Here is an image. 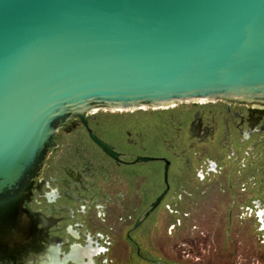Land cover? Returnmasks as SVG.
<instances>
[{"label":"water","instance_id":"1","mask_svg":"<svg viewBox=\"0 0 264 264\" xmlns=\"http://www.w3.org/2000/svg\"><path fill=\"white\" fill-rule=\"evenodd\" d=\"M213 100L264 105V0H0V232L71 118Z\"/></svg>","mask_w":264,"mask_h":264},{"label":"flooded vegetation","instance_id":"2","mask_svg":"<svg viewBox=\"0 0 264 264\" xmlns=\"http://www.w3.org/2000/svg\"><path fill=\"white\" fill-rule=\"evenodd\" d=\"M213 184L225 187L229 203L217 194L211 223L237 210L264 232V105L93 109L56 131L22 203L27 210L0 232V247L49 248L26 264H159L152 231L163 217L170 228L192 217L197 196L208 199ZM122 243L124 261L114 255Z\"/></svg>","mask_w":264,"mask_h":264},{"label":"rangeland","instance_id":"3","mask_svg":"<svg viewBox=\"0 0 264 264\" xmlns=\"http://www.w3.org/2000/svg\"><path fill=\"white\" fill-rule=\"evenodd\" d=\"M220 182H224V178ZM212 187L208 199L197 196L196 211L189 219L183 218L180 225L170 228L166 225L168 218L163 217L164 221L150 235V247L164 264H264V232L258 231L251 219L238 217L239 212L235 210L229 221L226 217L218 225L210 222L217 194H224L220 192L224 187L221 184ZM221 196L227 207L229 196L226 193ZM186 208L181 204V210ZM163 214L161 209V216ZM125 248L126 244H118L115 257L124 261Z\"/></svg>","mask_w":264,"mask_h":264}]
</instances>
